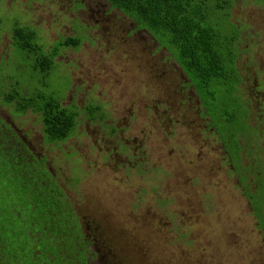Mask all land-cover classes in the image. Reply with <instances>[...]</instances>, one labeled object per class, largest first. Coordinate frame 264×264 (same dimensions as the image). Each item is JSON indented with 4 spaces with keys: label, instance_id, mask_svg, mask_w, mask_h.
<instances>
[{
    "label": "flooded vegetation",
    "instance_id": "1",
    "mask_svg": "<svg viewBox=\"0 0 264 264\" xmlns=\"http://www.w3.org/2000/svg\"><path fill=\"white\" fill-rule=\"evenodd\" d=\"M89 1L0 0V18L19 13L21 20L0 31V63L20 51V30L53 67L29 90L0 73V128L9 149L62 192L79 223L86 264H157L153 255H175L169 247L186 255L195 242L200 259L173 264H209L219 248L213 237L228 244L237 234L246 243L258 239L255 254L263 261L264 9L245 12L233 0L220 20L230 39L222 57L227 76L203 84L193 75L201 61L186 57L183 44L170 43L173 52L165 35L166 45L123 13L108 14L102 0L91 8ZM101 20L112 22L104 27ZM43 89L61 95L63 116L71 119L59 139H50L32 108L16 107V95ZM74 169L83 180L74 182ZM110 176L113 188L98 184ZM214 182L218 195L209 190ZM234 190L243 214L218 213Z\"/></svg>",
    "mask_w": 264,
    "mask_h": 264
},
{
    "label": "trees",
    "instance_id": "2",
    "mask_svg": "<svg viewBox=\"0 0 264 264\" xmlns=\"http://www.w3.org/2000/svg\"><path fill=\"white\" fill-rule=\"evenodd\" d=\"M102 1L108 7V14L123 13L140 28L155 34L164 45L166 38L169 46L170 43L183 44L186 57H191L194 62L201 61L197 66L201 73L193 75L203 84L205 81L216 84L223 74L227 76L222 57L230 39L220 31V20L228 19L222 16L233 0ZM212 19L218 21L219 27ZM18 38L20 52L29 53L22 58L34 61L32 70L48 71L51 76L52 63H44V56L31 41L34 37L19 30ZM170 48L176 51V48ZM14 84L19 90L25 88L17 82ZM49 90H34V94L26 98L16 95V107L21 111L32 108L38 113L44 132L53 140L63 136L58 130L67 126L71 119L63 116L65 113L59 106L61 95H53ZM12 97L7 96V99ZM8 138L0 128V185L7 179L12 186L4 188L3 185L1 189L5 197L11 199V204L5 202L0 213V264H86V256L81 252L83 237L72 207L37 165L17 156L15 149H9ZM9 168L11 172L7 171ZM23 207L27 213L22 217Z\"/></svg>",
    "mask_w": 264,
    "mask_h": 264
},
{
    "label": "rangeland",
    "instance_id": "3",
    "mask_svg": "<svg viewBox=\"0 0 264 264\" xmlns=\"http://www.w3.org/2000/svg\"><path fill=\"white\" fill-rule=\"evenodd\" d=\"M239 2L236 3V5L243 6V10L245 9L248 11H256L258 6L264 9V0H238ZM94 0L89 1V6L91 8ZM258 5V6H256ZM239 11H233L234 15H237ZM1 15V10H0ZM19 13H16L14 16L0 18V31L7 28V25H10L11 22H16L18 19ZM91 15V13H90ZM114 16L108 17V19H111ZM101 24L104 27L110 26L109 22L112 21H106L101 20ZM93 23V19L90 16V22L89 25ZM81 28L83 26H80ZM36 32V37L41 36L43 30L41 28L35 27L33 28ZM82 38H79V40ZM39 43V41H38ZM45 45V44H43ZM22 52H12L9 56V59L7 62L2 61L0 63V73L2 72L4 76L6 77V80L11 81L12 84L17 82L18 86L25 87L27 89L32 88L36 85L38 78L40 77V72L32 70V66L34 61L32 59H23ZM24 57V56H23ZM21 67V70H18L17 68ZM56 160V159H55ZM8 172H11L12 170L9 168L7 169ZM89 172V171H88ZM97 172H92L88 178L93 181L96 177L93 178V175H95ZM74 178L75 181H81L83 180V174L82 171H79L77 169L73 170V173L70 174ZM88 178H86L87 181ZM4 182V188L12 187L7 179L3 180ZM94 182V181H93ZM116 181H114L113 177H105L101 178L98 182V184H109V186H102L104 188H113ZM217 182L212 183L209 186V190L212 194L218 195L219 194V188L215 186ZM97 184V185H98ZM3 185H0V213L2 209L5 207V202L8 204H11L9 198H6L5 195L2 193L1 189H3ZM79 188V187H78ZM80 188H83L85 190L84 192V198H89V188L87 189V186L85 183H81ZM223 198V197H222ZM230 201L229 207H218V213L225 208H230L231 214L234 216L242 215L244 208L242 207V202L240 200H243L239 192L234 190L228 197H226ZM224 200V198H223ZM25 208H22V217L23 215H26ZM35 214V213H33ZM215 215V214H212ZM2 219V216L0 217ZM25 219V218H24ZM211 224L214 223L213 220H210ZM14 223L17 222V220L13 221ZM235 226L237 224L235 223ZM239 226L242 228V224H239ZM10 228V227H9ZM8 228V229H9ZM238 235L230 240L228 244H225L224 239L220 236H214L213 239L217 242L219 248L212 251L213 258L210 257L209 264H262L264 263V260L262 261L259 257V255L255 254V250L258 247V239H254L252 243H246V236ZM196 244L192 249H189V253L186 255H180L177 252L180 250L179 247H169L170 251H174L175 255H153V262L157 264H162L167 261V259L170 260L171 264L176 263V261H179L180 258H185L187 260H190L192 263L195 262V260L200 259V253L202 251L201 244L199 242H195ZM208 256L211 252L206 251Z\"/></svg>",
    "mask_w": 264,
    "mask_h": 264
}]
</instances>
